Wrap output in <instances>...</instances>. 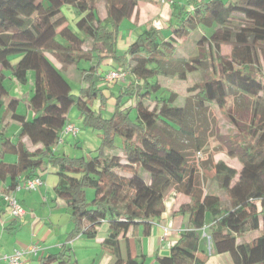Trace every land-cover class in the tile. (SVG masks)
<instances>
[{
	"label": "trees",
	"instance_id": "16d2710c",
	"mask_svg": "<svg viewBox=\"0 0 264 264\" xmlns=\"http://www.w3.org/2000/svg\"><path fill=\"white\" fill-rule=\"evenodd\" d=\"M64 6L74 10L72 26L61 11ZM136 6L137 0H0V146L2 154L16 156L14 164L0 163V181L8 180L12 191L21 177L29 180L52 169L54 191L74 224L67 242L78 233L93 239L105 225L101 246L114 264H144L123 260L119 239L137 226L148 234L171 190L188 198L175 214L188 215L190 228L167 256L157 258L158 264H204L198 256L201 231L211 252L228 254L231 264H264V0H175L166 28L143 29L119 54L120 28L112 11L116 8L121 20H129ZM236 17L243 24L234 31L228 24ZM200 29L207 49L188 58L177 55L182 39ZM166 30L170 32L164 35ZM221 45L231 47L228 57L220 55ZM46 54L61 70L76 69L84 85L78 95ZM94 59L95 65L79 66ZM105 60L127 73L128 84L116 94L101 81L99 67ZM32 67L36 79L28 109L33 116L27 120L16 113V100L4 106L9 92L3 82L9 71L24 84ZM196 72L201 80L185 91L181 107L173 106L178 95L164 84ZM103 91L114 100L108 117L103 115ZM72 107L85 127L99 132L94 156L71 158L54 150ZM214 107L224 109L231 134L221 133ZM6 115L20 127L15 142L5 133ZM212 138L239 161L240 172L214 162ZM23 139L35 149L29 150ZM198 153L203 156L195 162ZM203 178L225 198L204 193ZM87 189L94 191L90 201ZM254 231L260 234L252 241L241 240ZM68 253L64 244L39 264H66Z\"/></svg>",
	"mask_w": 264,
	"mask_h": 264
},
{
	"label": "crops",
	"instance_id": "0c3cea01",
	"mask_svg": "<svg viewBox=\"0 0 264 264\" xmlns=\"http://www.w3.org/2000/svg\"><path fill=\"white\" fill-rule=\"evenodd\" d=\"M73 13L74 12L70 11V13L67 14V17L72 20V25L75 18ZM124 23H126L128 29H125L123 32L120 30L117 41V50L119 54H122L136 39L137 32H141L143 29L148 28V26H146L142 29H137L138 27L133 25L129 20H124ZM46 56L56 64L57 69L61 70V65L59 63L54 61L49 54H46ZM95 64L96 60L94 59L91 63H85L84 66H79L81 68H88L90 65ZM114 68L117 69L118 67L113 66L110 60H105L100 64L99 74H101L102 77L106 72ZM61 71L62 74L64 73L74 78L75 81L80 82V77L74 67H68L65 71ZM67 71L68 74H66ZM7 77H9L10 81L16 82V84L10 91L6 88L9 92V96L4 100V106H6L11 99L16 100V113L30 120L33 113L28 109V101L34 90V81L36 79L35 72L31 73V75L30 72H28L27 80L24 84L17 82L10 72L6 75V78ZM127 80L128 77L115 85V93L119 87H125L128 84ZM82 86L84 85L82 84ZM97 86L100 88V80ZM114 88L110 91L114 90ZM102 93L107 99L105 112L110 114L114 105V100L110 98L109 91H103ZM99 106L98 101H94V110H98ZM20 107H23L22 112H19ZM4 117L6 133V128L12 125L13 122L9 123L8 115ZM68 123L72 124L69 118ZM15 124L18 125L17 123ZM19 130L20 127L18 125L15 128L14 134L10 137L12 142L18 139ZM65 138L66 136L55 146L54 150L56 152L64 153L66 147L71 148V146H64L67 142H70V138ZM23 142L29 150L35 149L26 139H23ZM79 143V140L75 141V148L79 147ZM1 162L14 164L16 162V156L12 153L2 154L0 146V163ZM40 179L42 183L37 191H28L25 189L26 180L24 177H21L19 180L20 189L18 191H8V180L5 182L0 181V264H7L6 261L2 259L4 255L11 254L14 249L26 250L30 246H36L38 250L36 254H25L24 258L26 264H39V261L43 257L58 253L64 244L69 248L66 264H114V257L101 246V242L107 234L105 225H101L98 228L97 236L93 239H88L82 233H78L71 241L67 242L68 235L74 230V224L65 202L59 199L54 191L57 184L55 172L49 168L40 174ZM10 193L15 196L25 211L21 220H16L10 216L8 208L2 200L4 195ZM204 193L213 192L204 191ZM163 202L164 212L159 220L150 224L148 234L143 233L144 230L142 226H137L129 229L128 232L119 239L120 257L123 260L131 258L137 262L142 261L144 264H158L157 258L167 256L170 249L179 240L181 234L190 228L188 215L180 216L175 214L183 203L188 202L187 197L177 191L171 190L165 196ZM205 247L207 248V242H203L200 236L198 256L200 252L205 251ZM208 251L209 254H211V250ZM217 256H227L226 264H231L228 254Z\"/></svg>",
	"mask_w": 264,
	"mask_h": 264
},
{
	"label": "rangeland",
	"instance_id": "374dc122",
	"mask_svg": "<svg viewBox=\"0 0 264 264\" xmlns=\"http://www.w3.org/2000/svg\"><path fill=\"white\" fill-rule=\"evenodd\" d=\"M171 1L173 2L175 0H171ZM172 2L170 1L162 2V0H137L136 9L133 15L131 16V18L129 19V21L132 22L133 25L138 27L137 29L139 28L142 29L146 26L148 27L153 26L155 28H166L167 21L170 16V5ZM61 11L66 17H67V14L70 13V11L74 12L72 8L70 7L68 8L65 6L62 7ZM73 15L75 14L73 13ZM112 18L117 24H119V28L122 32L125 29H128V26L126 25V23H124V20H121V16L117 12L116 8L113 9L112 11ZM67 20H68V25L69 26L72 25V20L68 17H67ZM122 23L124 24L121 25ZM242 24H243L242 20L239 17H236V19L230 21L228 26L232 30L235 31V30H239ZM169 32L170 30L164 31V35H167ZM139 33L140 32H137L136 35H138ZM203 34H204L203 30L200 29L198 30L196 34L191 35L189 39L187 40L182 39L181 41L182 43L179 45L177 49V55H179L180 57L188 58L189 56L197 55L198 50L200 51L203 48L207 49L206 48L207 44L204 41H201ZM230 51H231V47L229 45L220 46L219 53L221 56L228 57L230 55ZM34 58H36V56H34ZM51 62L53 63L55 67H57L53 61ZM258 63H259L258 60H256L255 58L256 70L260 71L259 69L260 64L258 65ZM80 65L84 66L85 63L83 62ZM35 68H36V65L34 64V69ZM34 69L33 67L31 68V70L29 71L30 75L31 73H34ZM112 70H119V69L114 68ZM8 73L9 71L6 72V75H8ZM66 74H68V71L66 72ZM63 75L65 74L63 73ZM64 77L68 80L70 84L72 94L78 95V92L82 86V83L75 81V79L70 76L65 75ZM200 80H201V73L196 72V73L189 74L186 76L178 75L175 78H173L170 82L165 83L164 84L165 88H168V90L176 92L178 95V99L176 100L173 106L181 107L183 105L185 91L188 88H190L193 84L198 83ZM117 83L118 82L111 84L110 85L111 88H114ZM15 84L16 82H13L12 80L10 81L9 77H7L4 80V85L9 91L14 87ZM115 91L116 89L114 88L112 92L116 94ZM146 102L148 103L147 105L149 108H152L154 106L153 102H148V101ZM131 104L134 105V101H132ZM214 109L216 112V118H217L218 126H219L221 133L231 134L230 133L231 125L228 123L224 109L219 110L216 107H214ZM22 111H23V107H20L19 112H22ZM3 112L4 110L2 109L0 111V117L3 116L4 114ZM103 115L104 117H108V114L105 111ZM129 117L131 120L135 119L136 111L134 109L130 110ZM68 118L71 121V123L79 129V133L76 137L66 136L65 139L70 138L69 139L70 142L69 143L67 142V144H65L64 146H71V148L66 147L64 149V153L71 158H80V157L88 158L89 156L96 155L98 153V148L101 143L100 138H99V132L93 131L92 129L85 127L83 125L82 119L80 118V114L75 107H72L70 111L68 112ZM17 126L18 125H16L15 123H12V125H9L6 128V134L9 137H12V135L15 132V128ZM76 140L80 141V143L78 144L79 146L78 148H75ZM114 142L116 146H118L121 141L118 137H115ZM209 147H210V150L212 151L214 162L221 161L226 166L235 169L237 173L240 172L241 165L239 161L236 158H231L228 156L226 148L220 143V141L217 138H212L210 140ZM200 156L195 155L194 161L199 162L198 160L199 158H201ZM202 180H203L204 191H211L213 193L220 195L222 199L225 198V194L217 188L215 183H209L206 178H203ZM86 192H87L86 198L88 201H90L94 195V191L92 189H87ZM259 234H260L259 231L250 232L246 234L241 240L250 242L254 238H256ZM200 236L203 242L204 241L207 242V248L205 247V251L199 253V258L203 261V263L204 264H226V260L228 257L214 255L211 251H210L211 254H209V251H208L210 250L209 240H207L208 238L205 236V234L202 231L200 232ZM104 250L109 252L107 249H104Z\"/></svg>",
	"mask_w": 264,
	"mask_h": 264
},
{
	"label": "built area",
	"instance_id": "2783aa9c",
	"mask_svg": "<svg viewBox=\"0 0 264 264\" xmlns=\"http://www.w3.org/2000/svg\"><path fill=\"white\" fill-rule=\"evenodd\" d=\"M165 1L172 2L171 0H162V2H165ZM126 77H127V73L125 71L111 70V71L106 72L102 76L101 81L103 85H111L113 83L125 80ZM78 133H79V129L73 124L68 123L65 126L64 130L61 132V136L58 142H61L64 136L76 137ZM198 156H199V153H198ZM41 183L42 182H41L40 177H34L32 179L26 180L24 187L28 191H37ZM19 189H20V186L18 185L15 187L13 191H18ZM2 200L5 202L10 216L16 220H21L25 214V211L21 207V205L19 204L15 196L12 193L6 194L3 196ZM37 250L38 249L36 246H30L26 250L14 249L11 254L4 255L2 259L5 260L7 264H26V260L24 258L25 254L27 253L36 254Z\"/></svg>",
	"mask_w": 264,
	"mask_h": 264
}]
</instances>
